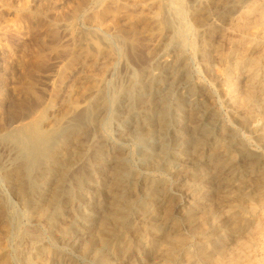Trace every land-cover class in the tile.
<instances>
[{
	"label": "rangeland",
	"instance_id": "obj_1",
	"mask_svg": "<svg viewBox=\"0 0 264 264\" xmlns=\"http://www.w3.org/2000/svg\"><path fill=\"white\" fill-rule=\"evenodd\" d=\"M239 1L236 0L235 3L228 4L223 8V11L213 10L210 17L217 20L221 13L231 12ZM159 6L165 8L166 19L173 28H176L178 24L176 17L173 16H175L178 5L174 0H0V132L6 125L16 124L20 119L18 115L26 111V114L31 113L29 109H32L39 102L45 101L43 102L45 104L50 99L52 89L58 87L61 72L67 64L70 65L73 54L81 57L76 60L77 63L74 62L75 66L82 65L81 62L84 57L79 53L82 49L78 47L86 43L85 37L97 36L102 46L105 47L104 42H106L116 51L114 66L104 75L103 85L106 86L104 90L106 89L105 93L108 92L105 94L107 105L99 110L100 119H105L107 121L105 125L108 124V126L92 125L87 129L83 128L78 134V138L83 142L87 152H90L91 148L94 149L97 145V147H101L106 161L104 165L106 174L116 167L117 159L120 158V164L125 171L123 175L121 174L122 181L136 185L134 192L125 190L126 195L134 196L135 207L149 198V195L142 192L143 185L147 180L153 179L164 185L163 189H160L158 193L156 192L155 202L151 210L148 215L146 214L147 216L144 215L140 218L139 224L154 230L161 236L159 239L164 235L171 237L177 234L187 237L190 239L188 248L194 251L196 243L192 229L195 222L192 224L189 217L201 215L206 207L205 203L216 200L218 192L226 186L238 185V176L235 177L238 174L237 171L235 172L236 166L240 172H243L242 174H247L248 171L243 169L244 163L249 162L251 160L249 158L254 154L264 156V143L258 139V134L253 130V127L237 121L235 114L225 101L224 90L220 85L224 66L215 58V48L220 44L221 48L220 45L217 46L218 48L227 49L229 46L227 38L231 36L226 35L225 40L217 41L215 37L212 38L213 42L207 47V52L210 55L208 67L203 63L200 54L196 53L190 46L191 39L196 38V35L185 34L184 40L186 42L184 41L181 46L175 41H169V37H165L158 44L154 40V43H150L148 46L142 22L136 23L138 25L135 28L129 25L139 19V21L145 20ZM101 22L108 23V28L102 26L103 24L100 26L98 23ZM188 22L190 21L188 20ZM169 33L171 34V30ZM170 34L168 35L170 36ZM120 35L129 36L136 40V43L133 45L129 41L123 43ZM65 42L70 46L71 53L63 50L61 52L59 46L61 47ZM52 47L56 48L55 52H51ZM174 51H178V53ZM170 59H179L178 62L181 66L179 72L177 71L178 75L175 77H171L170 73L165 70L164 65ZM82 70L86 72L85 68ZM70 71L72 70L66 69L63 80L65 86L62 87L68 90L69 99L78 101L77 103L83 106L88 100L93 83L89 79L90 77L85 75V72H81L79 75L77 72ZM27 88L32 90H29L31 91L29 94ZM61 88L59 89L61 90ZM36 94L39 95L38 98H36ZM58 96L55 105L57 114L62 115L66 112L67 107L61 102V94ZM40 97L41 100H38ZM148 97L154 102L157 100L156 104L158 103L157 107H159L149 116L151 129L153 128L151 133H145L143 108H139L140 105L142 106L140 100L148 99ZM160 104L165 106V110L168 112L167 117L170 120L165 129L158 124V115L162 107ZM196 105H199L198 108L195 107ZM193 109L201 110L199 121L201 127H198L197 133L195 132V141L181 137V131L188 128V112ZM255 121L257 120H254L252 124L256 123ZM50 123L51 120L48 118L44 125L49 127ZM220 129H223L225 134L230 137V139L227 136L224 137L227 145L242 147L246 154L248 153V158L247 156L242 157L243 154L238 153L237 161L233 163L234 167L232 168L234 177L229 182L226 181L231 185L215 180L214 176L208 173L209 168L215 167L212 159H205L207 164L203 160L200 165L191 168L194 174L206 172L207 178L204 186H199L184 173L183 156H178V158L176 156V159L164 164L163 160L171 159L172 154L177 155L182 150L187 151L186 154H188L197 142H201V148L204 152H209L211 148L213 149L215 136ZM4 145L0 143V164L10 166L12 152ZM218 155L223 158L221 152H217ZM157 156L162 159L160 164L163 165L164 170L153 167L154 157ZM79 164L80 161L77 160L76 162L75 160L72 168H77ZM233 164L228 167L233 166ZM228 167H224V171H227ZM33 172L35 175H32L31 183L27 187V183L23 181L4 180L1 177L2 171L0 169V197L6 203L5 208H7L6 211L11 219L9 223L13 238L19 226L33 227L34 224L30 217L33 218L35 215L32 210L34 205L48 198L56 190L59 172H52L49 178L38 177L37 170ZM20 191L25 194L27 201L29 200L26 205L21 201ZM87 195L89 197L93 193L90 191ZM96 197L88 203L75 201L73 207L76 211V217L72 221L71 230L64 236L65 238H58L51 229L41 227L40 244L51 250V264H102L100 256L94 254L93 250H83L88 236L91 234L98 241L96 236L101 232L102 224L104 222L109 224L110 222L108 218H105L107 216L105 211H108L107 206L103 207L102 210L100 207L96 208ZM168 203H171L169 215L165 213V207ZM69 211L70 209L67 210L66 207L62 214L57 217V221L66 220L68 216H71V211ZM88 214L90 216L87 221H84L82 215ZM130 218L133 221L139 220L136 210L132 211ZM21 241L19 244L24 248L27 245L26 240ZM10 243L13 247L16 245L14 239ZM96 244L99 245L98 242ZM161 253L160 249L152 246L149 242H145L133 253L124 257L113 258L112 264H163L164 256ZM10 257L13 264H22L21 257L17 252H11Z\"/></svg>",
	"mask_w": 264,
	"mask_h": 264
},
{
	"label": "bare ground",
	"instance_id": "obj_2",
	"mask_svg": "<svg viewBox=\"0 0 264 264\" xmlns=\"http://www.w3.org/2000/svg\"><path fill=\"white\" fill-rule=\"evenodd\" d=\"M174 1L178 5L175 10V16H173L177 20L178 25H176V28H173L166 19L165 8L163 9L161 6L150 14L148 13L149 15L145 20L139 21V19L136 22H132L129 26L135 28L138 25L136 23L142 22L148 46L150 43H154V40L157 44L161 43L165 37H169V41H175L181 46L184 41L186 42L184 40L185 34L196 35V38L191 39L190 46L196 53L200 54L203 63L207 67L210 63L207 47L213 42L212 38L215 37L217 41L224 39L226 35H230L231 37L227 38L228 48L222 50L220 49L221 45L218 44L217 46L220 45V48L216 46L214 55L224 66L220 85L224 90L225 101L235 114L237 121L253 127V130L258 134V139L264 143V0H240L231 12L221 13L217 20L210 17L212 11H223V8L230 3H235L236 0ZM98 24H103L102 26L108 28V23L101 22ZM170 30L171 34L169 33ZM120 37L123 43L128 41L131 45L136 43V40L129 36L120 35ZM85 41V44H81L78 47L82 49L79 53L84 57H82L83 61L81 60L82 65L75 66L74 62L81 57L73 54L70 65L67 64L61 72L58 87L52 89L50 99L45 104L43 103L45 101H38L39 104L29 109L31 113L26 114V111L18 115L20 119L18 122L16 121V124L4 125L3 131L0 132V143L5 144L9 151L12 152L11 165L0 164L1 177L4 180L23 181L29 187L32 175H35L33 171L37 170L38 177L41 176V178H49L52 172H59V177L56 180V190L45 200L36 203L32 209L35 212L33 218L30 217L34 224L33 227L19 226L16 229L14 238L11 236L9 223L11 219L6 211L7 208H5L6 203L0 197V264H13L10 257V253L13 251L20 255L22 264H51V250L40 244L41 227L51 229L56 237L63 238L71 230L72 221L76 217V211L73 207L75 201L88 203L96 196V208L100 207L102 210L103 207L107 206L108 211H105L107 214L105 218H108L110 222L108 221L109 224L105 222L102 224V230L96 236L98 241L91 234L88 236L83 250H93L94 254L100 256L102 264H112L113 258L129 255L145 242H149L152 246L162 251L164 256L163 264H264V156L254 154L249 158L251 159L249 162L246 161L244 163L243 169L248 171L247 174H242L243 172H240V169L235 165V172L237 171L238 173L235 177L238 176L239 183L236 186L227 183L234 177L232 168L234 167L233 163L237 161L238 153L243 154L242 157L247 156L248 153L246 154L242 147L227 145L224 138L227 135L223 129H220L215 136L213 149L211 148L209 152H204L201 148V142H197L188 154H186L187 151L182 150L177 155L172 154V158H169L170 160H163L164 164H168L169 161L176 159V156L177 158L178 156H183L184 173L199 186H204L207 178L206 172L194 174L191 168L197 167L205 159H212L215 167L209 168L208 173L214 176L215 180L231 185L220 190L216 200L207 201L201 215L189 217V221L192 224L195 222L192 229V235H194L196 243L195 250L191 251L188 248L190 239L187 237L177 234L171 237L164 235V237L159 239L161 236L155 233L154 230L152 231L151 228L139 224L140 218L146 214L148 215L155 202L156 194L160 189H163L164 185L153 179L147 180L143 185L142 192L149 195V198L135 207L134 196L126 195L125 190L134 192L136 185L122 181L121 174L123 175L125 171L120 164V158L117 159L116 167L109 170L110 172L106 174L104 172L106 161L104 160L101 147L99 148L97 145L94 149L91 148L88 153L86 148H84L83 142L79 140L78 134L83 128L87 129V127L92 125L108 126V124L105 125V122H107L105 119H100L99 110L107 105L105 94L108 92L105 93L106 89L104 90V87H106L103 85L104 75L114 66L116 58L114 48L106 42H104L106 46H102L97 36H87ZM69 47L66 42L61 47L59 46L61 52L63 50L71 53ZM55 49L50 50L55 52ZM176 52L178 53V51ZM178 60L170 59L164 65L166 72L170 73L171 77L178 75L177 71L181 68ZM36 63L38 64V62ZM80 67L81 70L79 71ZM84 68L87 73L82 70ZM66 69H71L78 74L85 72V75L90 77L89 79L93 83L88 100L83 106L77 103L78 101L69 99L68 90L62 87L65 86L63 80L65 79ZM28 88L27 92L31 90H28ZM119 91L123 92L124 90ZM60 94L62 96V104H66L65 106L67 107L66 112L62 115L57 114L55 105ZM38 97L39 95L36 98ZM137 97L139 98L138 94ZM38 100H41V97ZM140 102L142 106L140 105L139 108L142 107L144 113L143 124H145V133H151L153 128L151 129L149 116L155 109H159L157 107L158 103L156 104L158 101L154 102L148 97V99L145 98V100H140ZM160 106L162 105L160 104ZM197 106L199 105L195 107ZM18 110L20 111V109ZM200 111L193 109L188 112V128L181 131L183 139L190 138L195 141L196 130L200 126ZM167 116L168 112L165 110V106H162L158 115V124L163 129L170 122ZM48 118L51 120L49 127L44 125ZM254 120L257 121L252 124ZM4 149L7 148L4 147ZM217 152H221L223 158L220 155L217 156ZM154 158L153 167L164 170L165 168L160 164L162 159L158 156ZM75 160L76 162L77 160L80 161V164L73 169L74 167L72 168V166H74ZM206 160L203 161L205 164H207ZM232 164L233 166L228 167ZM259 166L260 169H258ZM219 167L221 168L219 169ZM224 167H228V170L224 171ZM178 174L180 175V172ZM178 174L176 176H179ZM90 191L93 195L88 197L87 193ZM20 198L25 205L29 203L25 194H22L21 191ZM66 207L67 210L70 209L71 216H68L66 220L57 221V217L62 214ZM133 210L138 213L139 220H131L130 216ZM170 210L171 203H168L165 207V213L169 215ZM82 216L83 220L87 221L90 214ZM12 239L16 241L14 247L10 245ZM23 239L27 243L24 248L19 244Z\"/></svg>",
	"mask_w": 264,
	"mask_h": 264
}]
</instances>
